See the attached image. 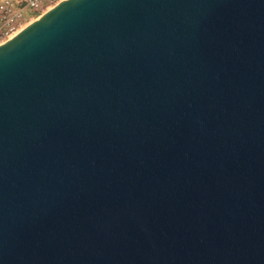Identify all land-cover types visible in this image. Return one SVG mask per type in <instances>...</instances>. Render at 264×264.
<instances>
[{
  "label": "water",
  "instance_id": "water-1",
  "mask_svg": "<svg viewBox=\"0 0 264 264\" xmlns=\"http://www.w3.org/2000/svg\"><path fill=\"white\" fill-rule=\"evenodd\" d=\"M0 264H264V0H63L0 45Z\"/></svg>",
  "mask_w": 264,
  "mask_h": 264
},
{
  "label": "built area",
  "instance_id": "built-area-1",
  "mask_svg": "<svg viewBox=\"0 0 264 264\" xmlns=\"http://www.w3.org/2000/svg\"><path fill=\"white\" fill-rule=\"evenodd\" d=\"M63 0H0V45Z\"/></svg>",
  "mask_w": 264,
  "mask_h": 264
},
{
  "label": "bare ground",
  "instance_id": "bare-ground-1",
  "mask_svg": "<svg viewBox=\"0 0 264 264\" xmlns=\"http://www.w3.org/2000/svg\"><path fill=\"white\" fill-rule=\"evenodd\" d=\"M17 33H18V32H17ZM17 33H15L13 36L17 35ZM13 36H12V37H13Z\"/></svg>",
  "mask_w": 264,
  "mask_h": 264
},
{
  "label": "rangeland",
  "instance_id": "rangeland-1",
  "mask_svg": "<svg viewBox=\"0 0 264 264\" xmlns=\"http://www.w3.org/2000/svg\"><path fill=\"white\" fill-rule=\"evenodd\" d=\"M36 19H37V18H36ZM36 19H34V20H36ZM34 20H33V21H34ZM33 21H32V22H33ZM32 22H31V23H32ZM27 26H28V25H27Z\"/></svg>",
  "mask_w": 264,
  "mask_h": 264
}]
</instances>
